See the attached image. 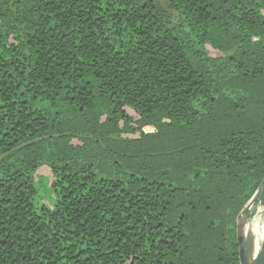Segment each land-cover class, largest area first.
<instances>
[{"label":"trees","instance_id":"1","mask_svg":"<svg viewBox=\"0 0 264 264\" xmlns=\"http://www.w3.org/2000/svg\"><path fill=\"white\" fill-rule=\"evenodd\" d=\"M263 177L264 0H0V264H239Z\"/></svg>","mask_w":264,"mask_h":264},{"label":"water","instance_id":"2","mask_svg":"<svg viewBox=\"0 0 264 264\" xmlns=\"http://www.w3.org/2000/svg\"><path fill=\"white\" fill-rule=\"evenodd\" d=\"M258 204L263 208L262 213L264 216V177L261 182V186L258 195L251 199L247 205ZM246 207V206H245ZM239 219V217H238ZM240 228L237 225V244H238V255L239 264H264V237L261 243L260 251L254 258L251 256L252 250V239L249 235L240 234Z\"/></svg>","mask_w":264,"mask_h":264},{"label":"rangeland","instance_id":"3","mask_svg":"<svg viewBox=\"0 0 264 264\" xmlns=\"http://www.w3.org/2000/svg\"><path fill=\"white\" fill-rule=\"evenodd\" d=\"M46 175H43L45 177ZM44 182V179H43ZM39 189L41 191L42 195L47 196V192L43 190V183H40ZM263 208L259 206L258 204L254 205H246L243 212L239 215L238 219V226L240 228V234H243V232H246L248 230V227L251 225L252 221H257V223L260 225V227H264V216L262 213ZM260 248V245H259ZM258 248V251H259Z\"/></svg>","mask_w":264,"mask_h":264},{"label":"bare ground","instance_id":"4","mask_svg":"<svg viewBox=\"0 0 264 264\" xmlns=\"http://www.w3.org/2000/svg\"><path fill=\"white\" fill-rule=\"evenodd\" d=\"M243 235L251 236L252 239L251 256L252 258L256 257L260 251L259 245L261 247V243L264 237V227H260L257 221H252L251 225L248 227V230L246 232H243Z\"/></svg>","mask_w":264,"mask_h":264}]
</instances>
